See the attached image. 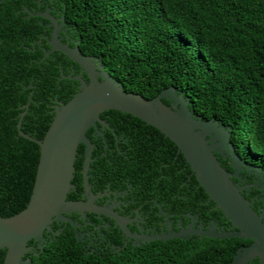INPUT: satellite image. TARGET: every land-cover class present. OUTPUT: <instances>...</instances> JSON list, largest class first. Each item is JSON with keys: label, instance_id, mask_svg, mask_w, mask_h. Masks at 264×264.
Wrapping results in <instances>:
<instances>
[{"label": "trees", "instance_id": "1", "mask_svg": "<svg viewBox=\"0 0 264 264\" xmlns=\"http://www.w3.org/2000/svg\"><path fill=\"white\" fill-rule=\"evenodd\" d=\"M3 4L12 9L0 8V29L3 23L13 24L11 32L0 34V67L5 72L0 75V216L9 217L27 206L40 159V146L17 129L21 113L32 98L22 130L38 139L44 137L54 114L50 92L30 96L31 90H23L30 81L18 61L25 62L24 53L26 62H35L25 47L31 44V33L16 27L21 0ZM60 4L81 24L82 51L97 55L127 91L151 99L164 88L175 87L202 119H217L231 128L236 152L264 169V0H60ZM21 79L25 85L19 83ZM72 89L65 103L80 88ZM107 112L117 117L112 125L124 129L133 143L138 136L127 132L128 125H147L162 136L155 139L162 144L165 135L143 120L116 110ZM127 118L132 122L121 120ZM165 138L173 151L165 160L130 155L124 166L122 155L103 156L99 144L94 167L101 172L112 160L132 182L155 184L157 194L164 191L156 184L165 181L162 174L171 176L172 188H178L182 178L173 164L177 145ZM165 161L171 165L161 170ZM75 166L80 168L81 163ZM76 181L82 189L80 173ZM47 240L44 249L31 256V264H231L241 239L154 240L102 255L85 253L71 225ZM5 254L0 249V264Z\"/></svg>", "mask_w": 264, "mask_h": 264}, {"label": "water", "instance_id": "2", "mask_svg": "<svg viewBox=\"0 0 264 264\" xmlns=\"http://www.w3.org/2000/svg\"><path fill=\"white\" fill-rule=\"evenodd\" d=\"M50 42L54 49L60 50L83 66L87 70L89 80L86 81L82 76L75 77L80 81V89L69 101L56 107L51 126L42 139L31 136L21 128L31 99L21 113L18 121L19 133L40 146V159L27 206L12 216H0V249L6 250L3 264H31L29 260L24 259L25 254L33 250L29 242L34 239L40 241V248L43 250L46 244L41 245L45 241L44 233L54 232V221L72 222L77 229V224L66 216L68 213H106V209L98 206L94 202V196L90 195L88 171L94 144L87 131L93 126L98 129V123L107 125L101 119V114L107 110L135 116L173 141L209 195V199L215 202V207H218L232 222L233 227L237 228L235 231L219 232L215 225L210 230H194L190 226L186 230L172 233L134 234L136 239L142 240L143 243L172 238L185 239L192 233L199 234L201 238H252L254 241L251 245L237 249L231 264H243L256 255L264 262L263 214L256 212L243 194L244 187L233 180L242 165H248L241 159L230 140L231 128L217 119H202L191 109L188 98L173 86L164 88L158 95L148 99L140 93L127 91L97 57L85 55L78 47L62 43L56 39V34ZM94 61H97L98 65ZM164 100H169L170 103ZM80 144L85 146L83 172L88 198L78 201L69 199V193L75 186V162ZM219 153L225 158L231 157V165L237 172L231 173L220 163ZM114 217L129 234L124 220L115 214ZM77 238L81 239L82 235L77 234Z\"/></svg>", "mask_w": 264, "mask_h": 264}, {"label": "flooded vegetation", "instance_id": "3", "mask_svg": "<svg viewBox=\"0 0 264 264\" xmlns=\"http://www.w3.org/2000/svg\"><path fill=\"white\" fill-rule=\"evenodd\" d=\"M3 1L0 0V3ZM0 8L5 12L12 9L7 4H3ZM15 17L21 20L20 23L17 20L15 21L19 24L16 27L21 32L31 33V44L25 47L31 52L32 58L35 60L31 64L26 62L28 57L22 53V56L25 55V62L23 60L18 61L23 63V68L20 71L25 72V79L30 82L25 85L24 80L21 79L19 83L25 85L23 90H31L30 96L35 95V93L50 92V111L55 114L56 107L61 103H65L66 99L70 97L68 92L73 91L72 87L80 88V81L75 77L82 76L88 81L89 76L83 66L70 59L60 50L53 48L50 41L53 39L54 34H56V39L62 43L71 47H78L85 55L102 60L97 55L82 51L80 48L82 43L81 24H77L67 14L66 7H61L60 0H21V7L16 9ZM12 27L13 24L11 23H3L0 34L11 32ZM94 63L98 65L97 61H94ZM2 73L5 72L0 67V75ZM34 79L39 83L33 82ZM20 91L22 90L20 89ZM65 95L69 97L66 98ZM107 111L101 114V119L107 125L98 123V129L93 126L87 131L94 144L88 171L91 186V194H89L94 196V202L98 206L106 209V213L93 211L68 213L66 216L77 224V229L72 222L54 221L52 224L54 232L45 231V241L41 245H44L48 238L52 240L58 234L57 232H61L68 225L73 227L76 237L77 234L82 235L79 241L84 247V252L96 255L121 251L129 244L141 246L149 243H143L142 240L136 239L134 234L172 233L186 230L190 226L194 230H210L215 225L219 232L222 230L235 231L237 229L233 227L227 216L218 207H215V202L209 199V195L198 182L190 165L183 154H180L178 148L173 164L179 167L182 182H180L178 188L173 189L171 176L162 174L161 178L165 181L156 183L164 189L159 194L154 189L155 184L153 183L146 185L142 182H132L131 177H128L129 175L122 173L125 169L119 167L117 170V166L112 160L109 167H104L105 170L97 171L94 163L98 160L96 153L99 144L102 146L101 154L103 156L107 157L108 154L122 155V158L125 159L122 160L124 166L130 155H135L136 158H149L158 162L157 160L167 159L173 152L172 145L167 141L166 136L163 138L162 144L158 143L155 139L161 140L162 136L147 125H128L127 132H130L129 134L136 132V137L138 136V140L133 143L131 137L129 138L128 134L123 131L124 129L112 125L117 117ZM121 120L132 122V119L129 118ZM80 146H83V151H79L75 163H81V166L80 168L76 167L74 180L80 173L82 176V189L77 181L74 182L73 193L71 198L69 197L71 200L78 201L88 198L84 187L83 172L85 146L83 144H80ZM218 159L228 171L231 173L237 172V169L231 165V157L227 156L225 158L224 155L219 153ZM241 159L248 166L242 165L238 175L233 176V180L239 186L244 187V196L252 203L257 213L263 214L264 222V169L250 164L243 157ZM170 165V162L165 161L161 164L160 169L164 170ZM167 198H170V200H166ZM114 214L124 220V224L130 231L129 234L124 231ZM197 237L201 238L199 234H189V238ZM240 239L238 248L247 247L254 241L252 238ZM31 241L35 243L30 244L33 246V250L24 256V259L29 260L30 263L31 256L37 252L36 249H40V241L35 239ZM139 242L141 244H138ZM243 264H264V262L261 257L256 255Z\"/></svg>", "mask_w": 264, "mask_h": 264}]
</instances>
